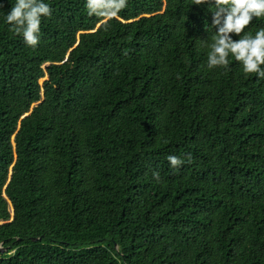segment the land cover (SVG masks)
<instances>
[{"label": "trees", "instance_id": "1", "mask_svg": "<svg viewBox=\"0 0 264 264\" xmlns=\"http://www.w3.org/2000/svg\"><path fill=\"white\" fill-rule=\"evenodd\" d=\"M14 2L0 0V264H264V79L232 57L207 67L213 6L127 0L101 19L44 0L33 48L5 23Z\"/></svg>", "mask_w": 264, "mask_h": 264}, {"label": "clouds", "instance_id": "2", "mask_svg": "<svg viewBox=\"0 0 264 264\" xmlns=\"http://www.w3.org/2000/svg\"><path fill=\"white\" fill-rule=\"evenodd\" d=\"M193 4H211L212 25L216 27L214 36L207 47V67L209 69L229 67V57L242 65L246 75L255 74L264 79V28L254 35H243L233 39L232 34L240 37L253 19L264 17V0H192ZM127 7V0H85L89 16L111 19ZM52 8L44 0H15L5 13L4 20L14 35L22 36L24 43L36 47L39 43L41 19L51 17ZM169 166L175 171L184 163H191L189 153L181 158L167 157ZM154 181L160 182L158 171L152 172Z\"/></svg>", "mask_w": 264, "mask_h": 264}, {"label": "water", "instance_id": "3", "mask_svg": "<svg viewBox=\"0 0 264 264\" xmlns=\"http://www.w3.org/2000/svg\"><path fill=\"white\" fill-rule=\"evenodd\" d=\"M11 246L12 245H8V246L0 245V254L4 253V252H7L11 248ZM116 247L118 248V245H116Z\"/></svg>", "mask_w": 264, "mask_h": 264}]
</instances>
